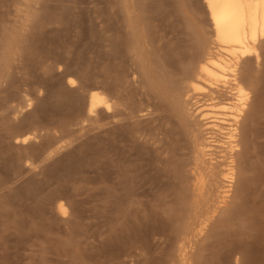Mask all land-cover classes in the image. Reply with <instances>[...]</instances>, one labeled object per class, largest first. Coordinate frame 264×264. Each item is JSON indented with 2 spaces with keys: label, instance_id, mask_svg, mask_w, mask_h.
Here are the masks:
<instances>
[{
  "label": "rangeland",
  "instance_id": "obj_1",
  "mask_svg": "<svg viewBox=\"0 0 264 264\" xmlns=\"http://www.w3.org/2000/svg\"><path fill=\"white\" fill-rule=\"evenodd\" d=\"M114 1L0 0V264H264V44L219 203L223 135L201 150L214 135L196 109L232 96L186 80L212 39L204 0H142L143 59ZM90 91L115 118L87 114ZM238 205L249 219L225 231Z\"/></svg>",
  "mask_w": 264,
  "mask_h": 264
},
{
  "label": "bare ground",
  "instance_id": "obj_2",
  "mask_svg": "<svg viewBox=\"0 0 264 264\" xmlns=\"http://www.w3.org/2000/svg\"><path fill=\"white\" fill-rule=\"evenodd\" d=\"M138 5L133 0H115L114 1V16L116 24L118 20V7L119 3L122 5L123 19L127 33L130 34L127 50L130 53H135L136 57L143 59V48L150 45L140 33L135 31L136 24L143 25L146 22L145 18L138 14L145 10V4L142 0H138ZM207 15L211 23L212 39L204 40L200 35L197 36L196 49L198 55L195 58L193 65L187 74L189 91H201L206 85L211 89L210 95L218 93L219 89L226 90L232 98L216 99L215 97L209 98V104L201 105L196 110L198 116L214 135V139L208 142V145L202 146L201 150L211 148L209 143L220 142L217 140L216 135H223L221 142L222 155H226V163L224 170L219 172L221 185L220 202L224 203L228 198L231 183L234 179V168L232 166V153L238 147L237 137V124L241 118L247 102L249 93L245 87L246 83L253 85L252 73L254 66H259L261 54L259 52V45L264 44V0H204ZM136 13L137 17L136 18ZM159 40V39H158ZM247 64L245 68V75L243 78L239 76V66ZM143 76L150 78V70L141 67ZM67 82L70 85L74 84V80L69 78ZM154 85L158 84L156 79L153 80ZM29 105V104H28ZM220 108L225 111L220 116L212 115V108ZM206 108V109H205ZM114 103L100 91H90L88 95L87 114H95L103 110L106 117L115 118ZM130 119V116L125 113H120ZM131 135L127 142L131 145L136 142L133 134L138 133L139 129L130 127ZM28 136L21 139L25 143ZM131 145L127 146L129 149ZM131 170H126L129 173ZM119 174L116 173L113 178L112 186L116 190L119 185ZM178 209L185 212L184 194H178ZM58 209L64 212V209L59 205ZM227 218L222 221L221 228L225 231H230L235 224L243 220L249 219L248 211L242 206H235L230 212L227 213ZM197 235V234H196ZM181 241H183L181 239ZM184 250V249H183ZM238 254L246 255L248 250L235 251Z\"/></svg>",
  "mask_w": 264,
  "mask_h": 264
}]
</instances>
